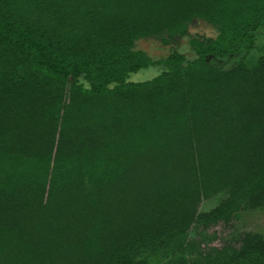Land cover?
I'll list each match as a JSON object with an SVG mask.
<instances>
[{
  "label": "trees",
  "instance_id": "obj_1",
  "mask_svg": "<svg viewBox=\"0 0 264 264\" xmlns=\"http://www.w3.org/2000/svg\"><path fill=\"white\" fill-rule=\"evenodd\" d=\"M196 19L189 58L133 48ZM259 28L264 0H0V264H264L231 224L264 210V56L207 61Z\"/></svg>",
  "mask_w": 264,
  "mask_h": 264
},
{
  "label": "rangeland",
  "instance_id": "obj_2",
  "mask_svg": "<svg viewBox=\"0 0 264 264\" xmlns=\"http://www.w3.org/2000/svg\"><path fill=\"white\" fill-rule=\"evenodd\" d=\"M214 34L215 30L213 27L202 20L196 19L189 23L186 34L181 38L176 39V42L174 43H163L156 37H143L134 40L133 48L143 51L153 59L164 57L174 51L189 58L192 56V52L188 45V40L191 37H209L213 36ZM253 39L254 45L251 50L235 53L231 56H220L216 58L208 57L207 61L209 63H218L227 66L234 61H244L249 63L259 56H264V29L259 28L254 31ZM166 69L167 68L163 65H149L145 68H139L130 72L126 77V81L141 82L150 80ZM71 83V78L67 77L65 82L66 90ZM75 83H82V85L86 86L81 78L77 79ZM219 195L220 194H217L215 197L201 201L198 206V210L204 211L212 207L217 202ZM231 224L238 230H258L264 233V210L240 211L238 213V217L233 219ZM211 230L216 231V233L220 236L219 239L213 242L214 244L218 245L220 243V238L222 239L223 237H226L231 228L222 224H217L213 227H210L208 232Z\"/></svg>",
  "mask_w": 264,
  "mask_h": 264
}]
</instances>
